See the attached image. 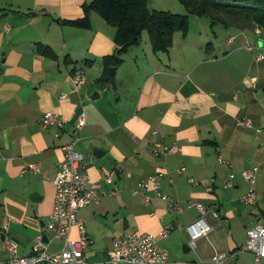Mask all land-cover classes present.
Here are the masks:
<instances>
[{
  "label": "crops",
  "instance_id": "1",
  "mask_svg": "<svg viewBox=\"0 0 264 264\" xmlns=\"http://www.w3.org/2000/svg\"><path fill=\"white\" fill-rule=\"evenodd\" d=\"M92 1L0 0V260L9 258L11 239L21 256L35 253L40 235L48 252L61 249L63 240L45 227L63 147L79 136L76 149L100 192L98 203L79 210L91 241L85 249L90 261H106L115 236L158 235L169 226L158 240L168 250L166 264H207L220 252L230 255L224 264H258L252 252L240 248L247 230L264 224V60H256V47L264 49V28L213 25L188 14V31L176 32L168 51L154 52L148 36L120 56L112 79L105 59L117 50L116 26L94 10L90 28L71 24ZM77 68L86 77L80 87L72 78ZM46 112L62 116L64 126H42ZM81 114L86 124L77 129ZM175 145L178 152L165 150ZM30 162L39 163L42 172L27 170ZM182 166L185 173L179 172ZM254 166L257 203L249 206L242 199L248 184L241 172ZM230 172L235 177L227 187ZM159 173L161 192L181 211L156 198L151 187L149 202L145 194L133 193L142 179ZM193 201L219 218L208 213L213 230L197 240L196 249H184L183 228L199 216ZM71 237H79L77 227Z\"/></svg>",
  "mask_w": 264,
  "mask_h": 264
},
{
  "label": "built area",
  "instance_id": "2",
  "mask_svg": "<svg viewBox=\"0 0 264 264\" xmlns=\"http://www.w3.org/2000/svg\"><path fill=\"white\" fill-rule=\"evenodd\" d=\"M245 46L248 49H253L245 38ZM256 60H264V49L258 50ZM1 59V56H0ZM73 81L76 87H80L86 82V77L82 69L77 68L72 74ZM41 124L44 127L64 126V118L54 112H46L41 118ZM86 124L84 114L79 116L76 124L77 129H81ZM238 124L250 126V122L239 120ZM258 132L262 131L257 129ZM58 135V134H57ZM79 136H74L71 142L66 144L65 157L60 162V169L54 179L56 187L54 208L50 215V220L45 227L46 231L54 232L56 237L63 240V245L58 252L50 253L44 248V236L40 235L37 238V245L34 248L35 253L29 256L18 255V243L11 239L6 245L9 252L7 260H0V264H117L119 262H127L129 264H166L168 262V250L159 246L158 240L165 237L170 232V227L165 226L158 235L149 233H140L137 231L124 233L115 236L113 239V248L108 253L106 261H90L85 253L86 247L91 242L86 235L84 221L79 216V210L89 203H98L100 200L99 185L94 182L83 163V155L76 149V143ZM167 152H178V146L165 148ZM220 161H224L220 156ZM26 169L31 172L40 174L42 167L39 163L30 162L26 165ZM179 172L185 173L186 168L182 166ZM259 167L254 166L249 169L242 170V176L248 184V189L243 195L244 204L252 206L257 203L256 182ZM163 173L151 175L144 178L139 183V188L133 190V193H143L147 201H150L148 196V188L155 193V197L168 202L169 206L175 210L181 211L182 208L175 199L161 192V176ZM115 172L112 171L105 177V180L110 183L113 181ZM234 172L228 174L226 182L227 187L233 186ZM191 182L198 184L190 178ZM208 190H212L209 186ZM190 206H194L199 211V216L196 220L189 223L183 229L188 235L187 244L191 249H196V242L201 237L206 236L213 230V226L207 221V214L215 218H219V213L208 208L201 202L193 201ZM7 224L2 226V230H6ZM77 227L79 231L78 238L71 237V230ZM240 251H250L254 254L255 260L261 264L264 260V224H258L250 227L247 230V238ZM230 255L226 252L215 254L207 264H224Z\"/></svg>",
  "mask_w": 264,
  "mask_h": 264
},
{
  "label": "trees",
  "instance_id": "3",
  "mask_svg": "<svg viewBox=\"0 0 264 264\" xmlns=\"http://www.w3.org/2000/svg\"><path fill=\"white\" fill-rule=\"evenodd\" d=\"M190 14L206 17L213 25H235L243 30L264 28V0H178ZM96 11L109 24L116 26L117 50L105 59L107 70L119 64L121 55L140 44L144 31L149 34L154 52L168 51L176 32L188 31V14L150 10L149 0H93L85 6V16L71 24L90 28L91 11Z\"/></svg>",
  "mask_w": 264,
  "mask_h": 264
},
{
  "label": "rangeland",
  "instance_id": "4",
  "mask_svg": "<svg viewBox=\"0 0 264 264\" xmlns=\"http://www.w3.org/2000/svg\"><path fill=\"white\" fill-rule=\"evenodd\" d=\"M173 1H175L178 4L177 6H181V8L184 11L183 12H178V10L176 11V9H178V8H176L175 6H172L171 4H169V2L167 0H149V9L150 10H165V11H171L173 13L189 14L190 15L188 9H186V7L183 4L179 3L177 0H173ZM204 20H207V19L204 18ZM219 28H220L219 25H216L215 26V30H218ZM191 29H192V31H191L192 34H196V32H197V26L194 25L193 19L191 21ZM148 36H149L148 32L147 31H144L143 32V35H142V41L141 42H145L146 40H148Z\"/></svg>",
  "mask_w": 264,
  "mask_h": 264
},
{
  "label": "water",
  "instance_id": "5",
  "mask_svg": "<svg viewBox=\"0 0 264 264\" xmlns=\"http://www.w3.org/2000/svg\"><path fill=\"white\" fill-rule=\"evenodd\" d=\"M114 71H115V68L114 67H111L110 68V72H111V78L113 79V77H114ZM97 93L95 92L94 93V95H96ZM103 152H102V150H100V149H97L96 151H95V154L97 155V156H100L101 154H102ZM38 197V194L37 193H35V194H33L32 196H31V198L32 199H35V198H37ZM2 234V238H4V234L3 233H1ZM185 248H187V249H189V246H188V244L186 243V244H184V249Z\"/></svg>",
  "mask_w": 264,
  "mask_h": 264
}]
</instances>
